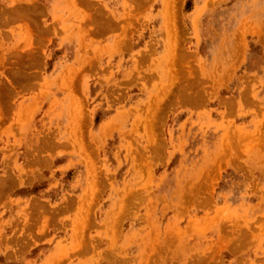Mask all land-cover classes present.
Wrapping results in <instances>:
<instances>
[{
	"label": "rangeland",
	"instance_id": "1",
	"mask_svg": "<svg viewBox=\"0 0 264 264\" xmlns=\"http://www.w3.org/2000/svg\"><path fill=\"white\" fill-rule=\"evenodd\" d=\"M0 264H264V0H0Z\"/></svg>",
	"mask_w": 264,
	"mask_h": 264
}]
</instances>
